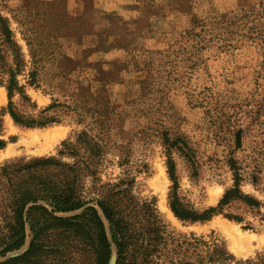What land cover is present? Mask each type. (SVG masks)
<instances>
[{"label":"rangeland","instance_id":"obj_1","mask_svg":"<svg viewBox=\"0 0 264 264\" xmlns=\"http://www.w3.org/2000/svg\"><path fill=\"white\" fill-rule=\"evenodd\" d=\"M26 1L0 0V12L10 17L25 51L22 28L13 15ZM191 1L193 9L181 5L186 7L181 17L165 10L170 17L164 34L137 43L127 40L134 27L123 19L100 20L90 9L69 8L68 0H32L36 10L48 9L50 25H62L54 33L62 53L72 60L62 63L69 81L57 86L54 96L68 98L76 89L96 96L97 111L81 122L64 116L59 123L34 128L20 126L4 114L0 137L7 143L0 148V165L56 154L64 139L74 140L88 129L105 145L98 172L101 183L128 177L134 196L154 201L169 234L217 237L234 256L229 264H235L264 253V0ZM0 92L1 111L7 103L1 84ZM27 92L38 106L51 102V94L42 89L28 86ZM165 135L181 139L173 158L184 202L197 209L216 205L234 182L228 164L234 157L242 190L260 205L234 202L225 207L240 220L222 213L202 222L180 220L168 201L173 182ZM90 184L88 180L87 187ZM161 199L175 218L160 207ZM231 232L248 238L244 253L236 251L241 246L230 240Z\"/></svg>","mask_w":264,"mask_h":264},{"label":"trees","instance_id":"obj_2","mask_svg":"<svg viewBox=\"0 0 264 264\" xmlns=\"http://www.w3.org/2000/svg\"><path fill=\"white\" fill-rule=\"evenodd\" d=\"M31 1L13 15L22 28L27 51L10 17L0 12V84L7 91V103L0 111V134L4 114L20 126L34 128L59 123L64 116L81 122L97 111L96 96H84L76 89L68 98L54 96L55 88L69 81V70L62 63L69 65L72 60L62 53L59 35L54 33L62 25L55 29L48 23V9L36 10ZM28 86L50 93L51 102L38 106ZM239 136L237 132V142ZM163 140L173 182L168 201L180 220L202 222L220 213L240 220L226 213L225 207L234 202L252 208L260 205L259 199L242 190L240 166L234 157L228 159L234 182L216 205L197 209L184 202L173 158L181 139L165 135ZM6 143L0 137V148ZM104 147L100 138L82 129L74 140L64 139L56 154L15 158L0 165V264H109L113 252L116 264H229L235 260L217 237L169 234L154 201L134 196L128 177L101 183L98 172ZM25 245V250L9 256ZM235 264H264V253Z\"/></svg>","mask_w":264,"mask_h":264},{"label":"crops","instance_id":"obj_3","mask_svg":"<svg viewBox=\"0 0 264 264\" xmlns=\"http://www.w3.org/2000/svg\"><path fill=\"white\" fill-rule=\"evenodd\" d=\"M191 2V0H170L165 3V0H157L151 6L149 0H68V6L86 11L90 9L100 20L106 17L123 19L124 23L134 27L133 31L130 30L126 34L127 40L132 42L136 40L139 43V39L152 40L165 33V24L169 22L170 17L165 14L167 8L174 15L177 13L181 17L186 14L183 9L186 7L193 9L189 5ZM182 4L186 7L181 6Z\"/></svg>","mask_w":264,"mask_h":264},{"label":"bare ground","instance_id":"obj_4","mask_svg":"<svg viewBox=\"0 0 264 264\" xmlns=\"http://www.w3.org/2000/svg\"><path fill=\"white\" fill-rule=\"evenodd\" d=\"M5 91V90H4ZM2 94L3 93H1L0 92V96H2ZM59 133H62V131L60 130V132ZM165 198V197H164ZM160 207L162 208V209H166L167 210V212H168V215L170 216V217H172V219L173 218H175V216H174V214L172 213V211L166 206V204H165V201H164V199H161L160 200ZM218 223V222H217ZM229 235H230V240L233 242V243H235L236 244V247H237V245H240L241 246V248H237V252L238 253H244L245 252V246H246V244H248L247 242H248V238H246L244 235H241V233L239 234V233H237V232H231V233H229ZM244 249H243V248ZM249 247V246H248ZM248 251V250H247Z\"/></svg>","mask_w":264,"mask_h":264},{"label":"water","instance_id":"obj_5","mask_svg":"<svg viewBox=\"0 0 264 264\" xmlns=\"http://www.w3.org/2000/svg\"><path fill=\"white\" fill-rule=\"evenodd\" d=\"M25 249H26V245L22 248V250L12 252V253L9 254V256L19 254L20 252H22V251L25 250ZM116 259H117V257H116V253L113 252V254H112L111 258H110V262H109V264H116Z\"/></svg>","mask_w":264,"mask_h":264}]
</instances>
